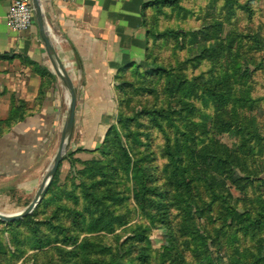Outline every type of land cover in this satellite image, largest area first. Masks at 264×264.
<instances>
[{
  "label": "rangeland",
  "instance_id": "rangeland-1",
  "mask_svg": "<svg viewBox=\"0 0 264 264\" xmlns=\"http://www.w3.org/2000/svg\"><path fill=\"white\" fill-rule=\"evenodd\" d=\"M154 2L147 0L143 6V18L149 28L143 60L116 77L118 107L105 134L117 126L124 148L114 150L110 144L104 146L105 134L87 153L69 144L57 170V184L35 208L38 213L31 221L0 220V264H100L107 260L101 253L104 248L124 251L132 244L139 251L145 247L146 243H124L130 228L138 226L149 239L145 253L151 264L167 257L165 264H196L185 247L187 235L180 231L182 219L177 209H168L164 221L160 217L143 218L134 200L133 180L119 166L123 150H127L131 165L139 160L148 171L152 190L148 197L154 200L163 198L167 203L180 194L171 185L174 166L164 154L165 148L180 143L184 148H193L200 158H207L205 163L199 158L203 164H212V158L219 155L235 158L241 166L237 168L239 175L249 177L244 182L237 178L234 182L224 181L231 197L241 198L240 212L252 209L256 204L253 201H264V140L258 139L264 138V0H239L249 4V11L237 5L233 10L223 9V0H176L159 5ZM159 68L171 72L155 74ZM233 68V77H229ZM180 81L182 88H178ZM216 93L223 96L220 105L218 100L214 102L208 97ZM245 99L254 102L249 104ZM220 109L233 110L234 119L230 111V116L220 113L218 117ZM154 110L160 111L159 114L151 113ZM2 132L0 138L5 134ZM244 142L246 145L241 146ZM20 156L19 152L0 153L2 213L15 214L33 201L47 174L48 162L53 159L51 154L47 162L26 167ZM103 180H109L102 187L107 191L104 195L121 199L122 204L114 208V201L109 198L105 201L108 207H96L85 199L95 192L93 184H101ZM57 206L64 210L62 219H50ZM67 208L79 212L83 219L81 226L72 225L67 233L68 245L59 234L58 223L64 222L71 228ZM113 209L126 216L121 226L107 231L111 224L107 214H115ZM101 212L106 213L103 218ZM224 213L225 210L216 207L200 221L203 230H198L196 242L199 243L204 232L210 234L207 240L212 238L208 241L212 259H203L202 264L211 260L230 264L235 247L229 237L233 226L207 218L211 214L222 217ZM42 221L46 224L36 232V222ZM91 227H95L94 231H89ZM215 229L227 234H216ZM263 236L261 233L258 238ZM86 239L95 246L90 247ZM56 248L70 255L66 253L63 257ZM136 255L137 252L133 256Z\"/></svg>",
  "mask_w": 264,
  "mask_h": 264
},
{
  "label": "crops",
  "instance_id": "crops-1",
  "mask_svg": "<svg viewBox=\"0 0 264 264\" xmlns=\"http://www.w3.org/2000/svg\"><path fill=\"white\" fill-rule=\"evenodd\" d=\"M13 1L0 0V119H6L12 108L24 107L19 122L0 138V153L19 152L29 167L47 162L56 153L70 96L54 69L35 16L26 30L8 25ZM146 1L42 0L56 53L77 95L70 144L84 153L104 136L117 112V73L144 58Z\"/></svg>",
  "mask_w": 264,
  "mask_h": 264
},
{
  "label": "trees",
  "instance_id": "trees-1",
  "mask_svg": "<svg viewBox=\"0 0 264 264\" xmlns=\"http://www.w3.org/2000/svg\"><path fill=\"white\" fill-rule=\"evenodd\" d=\"M175 1L176 0H155L154 5H159L166 2L172 4L175 3ZM223 1V9L227 7L228 9L233 10L234 5H237L238 7L244 8L247 11L250 10L249 4H242L239 2V0ZM143 25L146 28L148 40L149 28L147 27L145 18H143ZM132 66L133 63L125 68H122L117 73V75L129 68H132ZM158 71L155 74H161V72H171L165 68H159ZM234 72L235 68H233V73L232 75L229 74V77H233ZM148 75L150 76V73ZM185 81L189 80L185 79ZM180 83L181 85L178 88H182L183 86V81H180ZM208 97H212L214 99V102L218 100L217 105H220V100L223 98L221 94L217 93L214 94V96ZM253 100L254 99H245V102L253 104ZM22 107H24L23 104L18 105L17 108H12L10 115L6 119H0V132L3 131V134L7 133L12 126L19 122V120H17V117L19 110ZM232 108L233 107H231V109ZM229 111L231 112L232 118V116L234 115V111L229 109L218 110V117H220V113L223 114V116H225V114L230 116ZM159 112L160 111L154 110L151 113L159 114ZM3 127H5L6 129H4ZM168 138L170 139L171 137L168 136ZM258 139L264 140V138H260V136H258ZM103 144H105L104 146L107 147L112 145V147H114V150L124 148L120 137L119 128L117 126H113L107 131L103 140ZM244 145H246V142H244L241 146ZM78 150L82 151L83 149L78 148ZM252 150L255 151L254 148H252ZM74 152L76 151H73V153ZM73 153L70 152L69 154ZM164 154L169 156L170 161L174 166V173L170 177L171 185L180 192V194L171 198L170 201H167V203L163 198H161L160 200H154L153 198L148 197L149 192L152 191L149 188L151 180L149 179L148 171L139 160H136L134 164L131 165L132 161L127 150H123L119 159V166H123L125 174L129 177V179L131 177V179L133 180L134 200L137 203L138 207H140L143 218L154 220L157 217H160L162 221H164V214L168 213V209H177L182 219L180 231L187 235L188 242L185 247H188L187 251L191 252V256L195 259L196 264H202L203 259H212L211 254L208 250V241L212 238L210 237V239L207 240L210 234L204 232L202 236H199V243L196 242V235L198 234V230H203L200 228V221L203 217L206 216V213L213 212L216 207L219 210L220 207V209L225 210V213L222 215V217L218 216L217 218H215L214 214H211L207 218H211L212 220H222L223 225L233 226L232 228H230L231 234L229 237H231V243L235 247L233 249L234 254L230 256V264H264V236L258 238L259 234L264 233V201H253L256 204L254 205V207H252V209L246 208L242 212H240L238 210V206L242 202L241 198H233V196L231 197L232 194L226 188V184L224 181V179H230L232 182L234 178H237V180L240 179L242 182H244L249 177L244 173L243 176L239 175L237 168L241 166H239L240 164L236 162L235 158L229 155H219L212 158V164H203L199 161L200 156L196 154L195 151H193V148H184L180 143H176L173 148L170 146L165 148ZM200 159L205 163L207 158L202 157ZM58 174L59 172H57V174L52 179V182L47 189V194H51V192H53V187L57 184ZM108 183L109 180H103L101 184H93L95 192L90 196L85 197L90 205L96 207H98L99 205H104V207H108V205L105 204V201L109 198L114 201V208L116 207V204H122L121 199L104 195L107 193V191L102 190V187L106 186ZM245 185L247 186V184ZM206 196L208 197L207 199ZM150 198L151 202L149 200ZM57 199L58 198H56V200ZM222 199L224 200L219 201ZM38 206L36 207V209L38 208ZM36 209L32 215L26 216L23 221L26 223H28L27 221H31L32 217L36 215V213H38ZM67 211L69 213L67 217L71 222V228L69 226H66L64 222H58L60 229L59 234H61L62 237L66 239V241H64L66 242V245L69 244V236L67 233L69 231L71 232L73 227L72 225L81 226L83 223V219L79 212H75L73 210H70L69 208H67ZM113 211L115 210L113 209ZM63 212L64 210H61V207L57 206L50 219L53 218L54 220H61L62 218H60V216ZM115 212V214H107V217H109L108 221H110L111 223L106 228L107 231H113L116 227L121 226L122 223H124V217L126 215H121L117 211ZM109 214L112 216H110ZM100 215L101 218H103L106 213L101 212ZM93 221H96V219ZM114 221H117L116 225H114ZM36 223V232H38L41 225L46 224V222L43 221ZM49 223L51 224L52 222L49 221ZM58 223H56V225H58ZM95 227H91L89 231H94L93 229H95ZM139 229L140 226L136 228H130V231L128 232L129 236L126 237L127 240H124V243L125 241L126 243L138 242L137 245L146 243L145 247H141L139 251L135 250L137 249V247L135 246H133L132 248V244L124 251H117L109 247L104 248L101 250V253L104 254V257L107 260H103L102 262L104 264H151L150 262H148L149 255L145 253V250L148 248V244H150L149 239L145 233V230ZM215 232L216 234H221L222 236H225L227 234V231L226 233H224L222 229H215ZM86 243L89 244L90 247L95 246L94 243L89 239H86ZM239 245L241 246V248ZM56 250L61 253V256L63 257L66 253L70 255V252L63 250L62 248H56ZM135 252H137L136 258L133 256ZM168 259L169 257H167L166 259L162 258V260H158L154 264H165ZM136 260H138L139 263H137ZM102 262H100V264H103ZM206 264L216 263H214V260H211V262H208Z\"/></svg>",
  "mask_w": 264,
  "mask_h": 264
},
{
  "label": "water",
  "instance_id": "water-1",
  "mask_svg": "<svg viewBox=\"0 0 264 264\" xmlns=\"http://www.w3.org/2000/svg\"><path fill=\"white\" fill-rule=\"evenodd\" d=\"M34 16L38 24L41 38L45 44V47L48 51L50 59L53 63L54 69L58 74L59 78L66 86L69 92V105H68V114L64 126L62 128L59 145L56 153L53 156V159L47 170V174L42 181V184L36 193L33 201L23 210L15 214H6L0 212V220L4 222H13L20 220L30 215L34 209L42 202L43 198L46 195L47 189L52 182L54 175L56 174L61 161L64 158V155L67 151V148L70 144L72 134L75 126V115H76V106H77V95L71 78L69 77L64 65L62 64L60 58L58 57L53 40L51 38L50 28L45 18L44 7L42 0H32Z\"/></svg>",
  "mask_w": 264,
  "mask_h": 264
},
{
  "label": "built area",
  "instance_id": "built-area-1",
  "mask_svg": "<svg viewBox=\"0 0 264 264\" xmlns=\"http://www.w3.org/2000/svg\"><path fill=\"white\" fill-rule=\"evenodd\" d=\"M72 2L74 0H59ZM7 21L10 28L16 31L28 29L34 23L32 0H14L8 12Z\"/></svg>",
  "mask_w": 264,
  "mask_h": 264
}]
</instances>
